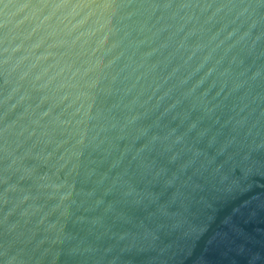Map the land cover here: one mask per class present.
Returning a JSON list of instances; mask_svg holds the SVG:
<instances>
[{"label": "water", "instance_id": "1", "mask_svg": "<svg viewBox=\"0 0 264 264\" xmlns=\"http://www.w3.org/2000/svg\"><path fill=\"white\" fill-rule=\"evenodd\" d=\"M0 264H264V0H0Z\"/></svg>", "mask_w": 264, "mask_h": 264}]
</instances>
